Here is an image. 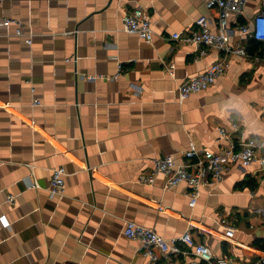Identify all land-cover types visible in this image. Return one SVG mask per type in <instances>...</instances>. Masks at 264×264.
Returning a JSON list of instances; mask_svg holds the SVG:
<instances>
[{
  "label": "crops",
  "instance_id": "crops-1",
  "mask_svg": "<svg viewBox=\"0 0 264 264\" xmlns=\"http://www.w3.org/2000/svg\"><path fill=\"white\" fill-rule=\"evenodd\" d=\"M206 1L0 4L2 16L22 20L34 33L28 44L0 24V264H263L259 163L232 165L195 206L185 182L165 187L162 175L153 184L139 182L154 158L181 161L192 144L223 152L239 140L233 121L248 137L264 140V50L239 30L262 0L230 17V40L248 54L231 55L215 84L178 100L179 85L220 56L207 47L196 59L205 47L172 37L194 28L201 15L217 28V10ZM135 7L150 15L152 43L123 28L122 8ZM56 167L67 171L63 196L48 191ZM127 220L167 239L190 232L213 258L196 257L188 246L151 263L141 241L124 234Z\"/></svg>",
  "mask_w": 264,
  "mask_h": 264
},
{
  "label": "built area",
  "instance_id": "built-area-1",
  "mask_svg": "<svg viewBox=\"0 0 264 264\" xmlns=\"http://www.w3.org/2000/svg\"><path fill=\"white\" fill-rule=\"evenodd\" d=\"M4 0H0V4ZM250 0H207L206 6L209 10H217V28L212 29V18L209 15H201L195 21V26L187 33H173L176 40L188 44L202 46L196 59L204 57L207 47L218 50L220 56L209 67L191 77L186 78L178 87V100L183 103L194 93L205 90L216 83L217 79L226 74L231 66L230 56L233 54L247 55L245 46L236 45L230 40L229 23L233 13L242 12ZM123 28L129 33L138 35L147 43H152L155 36L153 22L149 13L141 8H122ZM0 24L14 27V35L23 37L28 44H32L34 33L26 31L25 23L17 18L4 17L0 12ZM239 30L246 36L252 38L261 45L264 50V0L258 13L249 21L241 23ZM120 69L122 67L120 66ZM169 74L174 77L175 64L169 65ZM40 101L36 100L35 104ZM233 130L239 132V140L231 143L223 152H215L207 148H198L192 144L185 151V158L181 161L173 156L156 157L153 159V168L148 173H142L139 182L143 184H153L158 176L165 179V187H173L182 182L188 184L190 190V205L195 206L199 197L206 189H211L220 183L226 171L235 163H240L245 167L259 163L264 168V140L255 137H248L246 132L240 128V124L233 121ZM220 133L224 138H230L229 132L225 128H220ZM65 167H56L52 173V179L48 191L52 196H63L65 194ZM264 181V173L262 175ZM33 187L40 188L37 181ZM9 201L14 202L15 196L10 195ZM124 234L130 238L139 239L142 243V255L147 257L151 263H157L162 259L168 260L172 256L186 253V247H191L196 257L212 260L210 247L197 242L190 233L167 239L156 229L144 226L133 220H127L124 227ZM169 261V260H168ZM261 262L264 264V257ZM168 263V262H167ZM198 260L193 259L190 264H197ZM169 264H173L169 262Z\"/></svg>",
  "mask_w": 264,
  "mask_h": 264
},
{
  "label": "trees",
  "instance_id": "trees-1",
  "mask_svg": "<svg viewBox=\"0 0 264 264\" xmlns=\"http://www.w3.org/2000/svg\"><path fill=\"white\" fill-rule=\"evenodd\" d=\"M255 41V40H254ZM256 42V41H255ZM258 43V42H257Z\"/></svg>",
  "mask_w": 264,
  "mask_h": 264
}]
</instances>
